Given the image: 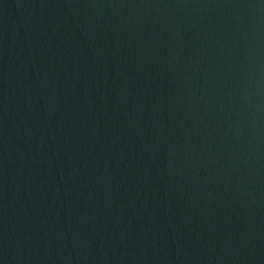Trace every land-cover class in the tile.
<instances>
[{"label":"water","instance_id":"obj_1","mask_svg":"<svg viewBox=\"0 0 264 264\" xmlns=\"http://www.w3.org/2000/svg\"><path fill=\"white\" fill-rule=\"evenodd\" d=\"M0 264H264V0H0Z\"/></svg>","mask_w":264,"mask_h":264}]
</instances>
